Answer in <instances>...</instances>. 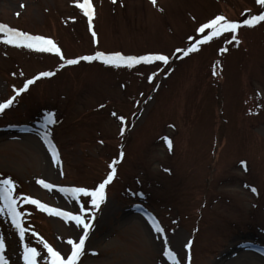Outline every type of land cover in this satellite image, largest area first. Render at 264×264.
<instances>
[{"label":"rangeland","instance_id":"rangeland-1","mask_svg":"<svg viewBox=\"0 0 264 264\" xmlns=\"http://www.w3.org/2000/svg\"><path fill=\"white\" fill-rule=\"evenodd\" d=\"M81 2L0 0V22L51 37L61 50L0 40V102L15 97L0 112V181L16 182L25 227L22 240L7 211L0 212L7 264H25V244L38 249L37 264H51L37 233L65 257L68 238L78 242L83 234L71 218L26 200L79 211L80 202L40 179L95 187L113 167L77 264H176L163 256L165 240L179 264H226L244 252L245 264H264V21L241 23L235 33L226 29L184 51L211 30L197 31L201 24L217 15L243 21L264 12V4L92 0L93 39ZM96 52H158L169 61L84 59ZM88 199L81 196L91 208Z\"/></svg>","mask_w":264,"mask_h":264},{"label":"snow or ice","instance_id":"snow-or-ice-1","mask_svg":"<svg viewBox=\"0 0 264 264\" xmlns=\"http://www.w3.org/2000/svg\"><path fill=\"white\" fill-rule=\"evenodd\" d=\"M155 3V0H153ZM260 4H264V0H259ZM80 8L86 13L89 18V23L91 24L92 16L94 15L92 0H83L82 3L79 4ZM257 21H264V12H260L259 15H250L248 19L243 21H237L232 19H225L221 15H217L215 18L208 20L206 23L201 24L197 29L199 32H204L206 29H211L207 32L206 35H202L200 40H198L195 44L189 45V47L184 51H192L196 49L200 41H209L213 37L219 36L226 29H231L233 33L239 28L240 24L244 25H254ZM6 32V35L0 36V40H3L11 45H25L30 49H42L53 53H60V48L56 44V42L48 36L32 34L27 31H22L19 28L10 27L6 23L0 22V33ZM233 39H237L235 35H233ZM180 51V50H178ZM94 58H99L103 60L107 64H126L131 66V64L145 61V60H158L162 61L165 64L169 61V56L163 53H150L148 55L142 56H125L121 52H96L95 55L85 56L86 60H93ZM79 59V58H77ZM74 60L65 59V64L74 63ZM62 66V65H61ZM39 76H50L52 73L49 72H40ZM151 79V77H149ZM36 77H32L30 80L25 81L22 88H16V93H21L25 89L28 88L29 84L35 80ZM15 102V97H9L8 99L0 102V112L5 110L7 107L11 106ZM52 114L49 113L47 119H51ZM121 120H124L125 117L121 116ZM123 131V128L121 129ZM43 139L45 143L48 144L49 149L52 153V159L54 161H58L59 157L57 154L56 148L52 145L49 140V133L46 131L43 134ZM169 147H171V140H168ZM241 163H244L243 161ZM115 175V168L113 167L112 171H110L105 180L100 182L95 187H85V186H60L53 185L44 179H40L39 183L43 185L47 189H51L53 187H59L60 191L65 194H70L76 201L80 202V209L78 212L67 211L62 208H57L50 206L47 203H42L39 199L34 198L31 195L26 197L28 202L36 205L37 207L43 209L46 212L53 213L59 216H62L65 220L71 218L75 221L77 225L83 226V234L79 236L78 242L77 240L68 238V243L71 245V251L66 255H62L60 251L54 248L50 243H48L42 236H39V233L36 235L44 244V247L47 248V255L44 256L46 261H50L51 264H77L80 257L83 254L85 239L88 235L90 227H92V220L94 219L95 212L99 209L100 204L106 199V185L109 181L113 179ZM15 181L11 178H5L0 181V201H3V204H0V212L7 211L8 215L11 217V222L19 231V236L23 240L25 238V227L22 223L21 218L24 216V212L20 211L18 208V201H21V197L19 195H14ZM252 191L255 192L256 188L252 187ZM22 195V194H21ZM81 196L90 198L87 200V203L92 205L91 208H87L84 206V202L81 201ZM23 203V201H21ZM28 211V209H25ZM85 212H92L93 216L85 217ZM153 225L157 231H164V229L159 225L157 221H153ZM167 242L165 240V247L163 249V256L176 261V264H179V260L177 259V253L173 251L171 247L166 246ZM5 248V240L3 236H0V264H7V258L4 255ZM37 256L38 249L36 247L30 246L29 244L24 245L23 250V260L25 264H37ZM166 264V262H165Z\"/></svg>","mask_w":264,"mask_h":264},{"label":"bare ground","instance_id":"bare-ground-1","mask_svg":"<svg viewBox=\"0 0 264 264\" xmlns=\"http://www.w3.org/2000/svg\"><path fill=\"white\" fill-rule=\"evenodd\" d=\"M247 254H248L247 252L246 253L245 252L244 253H240V255H242L241 261H240V258L237 257V258H234V259H230L229 262H227L226 264H245L243 259L246 260Z\"/></svg>","mask_w":264,"mask_h":264}]
</instances>
